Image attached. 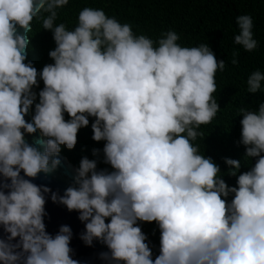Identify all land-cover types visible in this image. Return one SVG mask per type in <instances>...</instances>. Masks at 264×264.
<instances>
[{"label":"clouds","instance_id":"obj_1","mask_svg":"<svg viewBox=\"0 0 264 264\" xmlns=\"http://www.w3.org/2000/svg\"><path fill=\"white\" fill-rule=\"evenodd\" d=\"M68 4L0 0V264H81L70 226L46 230L50 189L25 177L56 170L61 146L73 149L89 118L92 139L104 142L93 155L102 151L110 169L84 156L73 185L50 198L79 213L80 239L105 245V264H264V101L237 109L245 150L225 157L222 172L196 142L221 109L213 93L225 61L208 43L182 46L173 29L153 39L102 8L83 7L69 29L57 22ZM34 20L55 44L39 70L27 59ZM236 23L234 43L255 50L251 15ZM246 83L248 93L264 92V72ZM141 222L158 226L155 256Z\"/></svg>","mask_w":264,"mask_h":264},{"label":"trees","instance_id":"obj_2","mask_svg":"<svg viewBox=\"0 0 264 264\" xmlns=\"http://www.w3.org/2000/svg\"><path fill=\"white\" fill-rule=\"evenodd\" d=\"M102 8L108 16H115L121 23L133 25V31L144 33L153 39L162 31L175 30L181 37L182 46H198L208 43L218 60L226 63L223 72L217 71V91L214 98L220 111L210 125L201 126L205 137L198 139L201 152L212 157L222 172L227 165L224 158L242 159L244 146L237 141L240 137L241 117L236 115L239 107L257 108L264 101V92L248 93L247 78L257 69L264 72V0H69V4L59 10V22H64L69 29L77 23L79 11L83 7ZM248 14L253 19V37L257 48L246 51L234 43L239 33L236 17ZM30 46L27 59L39 70L51 63L49 50L55 47L52 33L40 29V22L32 23ZM234 57L237 64L233 65ZM40 87H43L42 81ZM39 89H36L38 91ZM33 114V110H31ZM67 119V114H65ZM87 127H82L77 134V143L73 149L61 146V152L76 167L82 157L97 160V167L109 168L103 162L102 151L93 155V149L103 148V141L92 139L91 120ZM256 158H252L253 163ZM247 168L242 165L241 171ZM229 185H235L236 178L222 177ZM142 231L147 234L154 256L159 253L160 232L155 222H141Z\"/></svg>","mask_w":264,"mask_h":264},{"label":"water","instance_id":"obj_3","mask_svg":"<svg viewBox=\"0 0 264 264\" xmlns=\"http://www.w3.org/2000/svg\"><path fill=\"white\" fill-rule=\"evenodd\" d=\"M17 30L21 34L24 32V29L19 26H17ZM28 54L29 52L27 49V57ZM31 117L32 112L30 110L25 119L31 121ZM39 136V131L34 134L26 133L25 139L31 144L34 143L35 139ZM59 158L61 164L52 173H41L35 178L25 177L31 179L32 182L37 185H44L50 189V192L45 194L46 216L44 217V223L46 225V230L54 235L58 232L61 225L70 226L73 233L70 243V246L73 249V258L79 260L81 264H105V262L100 259L99 254L108 251L106 246L95 240L91 246H88L80 239V234L84 231V223L78 219L79 213L77 211H69L66 206L53 202L50 198L52 192H55L58 195H63L64 190L73 185V176L75 175V169L77 168L62 153H59ZM21 175H23V172H21ZM6 235L7 234L3 232L2 227H0V238H3Z\"/></svg>","mask_w":264,"mask_h":264}]
</instances>
